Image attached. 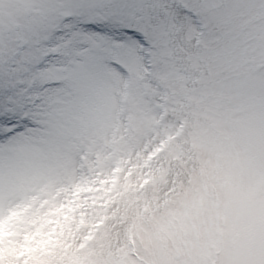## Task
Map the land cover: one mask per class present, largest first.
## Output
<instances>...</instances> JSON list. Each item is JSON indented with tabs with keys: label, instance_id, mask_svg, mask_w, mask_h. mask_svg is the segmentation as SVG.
I'll return each instance as SVG.
<instances>
[{
	"label": "snow or ice",
	"instance_id": "obj_1",
	"mask_svg": "<svg viewBox=\"0 0 264 264\" xmlns=\"http://www.w3.org/2000/svg\"><path fill=\"white\" fill-rule=\"evenodd\" d=\"M0 264H264V0H0Z\"/></svg>",
	"mask_w": 264,
	"mask_h": 264
}]
</instances>
